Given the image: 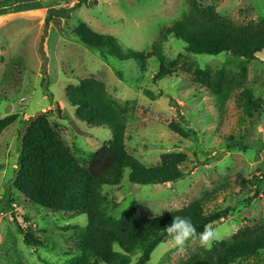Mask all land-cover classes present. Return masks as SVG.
Returning <instances> with one entry per match:
<instances>
[{
  "label": "rangeland",
  "instance_id": "1",
  "mask_svg": "<svg viewBox=\"0 0 264 264\" xmlns=\"http://www.w3.org/2000/svg\"><path fill=\"white\" fill-rule=\"evenodd\" d=\"M197 1L213 5L216 12L237 25L264 18V0ZM42 2L44 10L38 17L15 13L17 16L0 23V118L16 117L0 135V264H65L77 255V234L87 225L86 215L51 212L28 202L12 188V177L25 122L38 112L46 115L83 167L96 150L108 144L110 131L79 121L65 97L67 86L85 78L104 82L113 100L127 103L124 145L128 154L147 167L157 164L167 152L187 156L176 182L134 185L128 181L129 169H125L119 185L103 186L108 218L118 220L131 208L139 217H154L215 190L205 211L228 209V214L212 224L220 239L211 245L244 227L264 224V50L254 59H243L246 83L254 97L263 101L258 113L249 118L239 109L236 93L221 113L215 100L205 91L195 90L181 71L154 82L158 69L154 58L142 70L133 60L102 55L71 33L73 27L85 24L95 33L113 36L123 51L147 52L162 27L185 14V0ZM49 8H71V12L66 19L51 16L48 20ZM45 22L49 29L43 42L47 58L43 70L38 46ZM183 48L184 43L173 36L162 45L167 60L182 55L201 67H220L228 58L225 53L189 55ZM236 61L228 62V68L237 70ZM145 91L156 96L152 100ZM171 122L188 130V135L182 138L169 130ZM7 199L11 203H6ZM25 234H29L30 245L24 242ZM211 245L202 246L197 237L180 249L170 239L153 250L147 264H186ZM240 264H264V248Z\"/></svg>",
  "mask_w": 264,
  "mask_h": 264
},
{
  "label": "trees",
  "instance_id": "2",
  "mask_svg": "<svg viewBox=\"0 0 264 264\" xmlns=\"http://www.w3.org/2000/svg\"><path fill=\"white\" fill-rule=\"evenodd\" d=\"M186 12L181 18L162 27L149 51H123L110 35L95 33L85 24L71 29L80 41L89 47L119 59L133 60L142 69L154 58L158 69L154 82L170 78L181 71L190 78L198 92L205 91L223 112L228 99L237 94L236 106L253 118L263 104L253 95L246 83L247 68L243 59L250 60L264 50V18L234 24L216 12L213 5H202L197 0H185ZM43 9L39 0H0V15ZM168 36L184 43V51L192 55L227 54L220 67H201L182 55L167 60L162 45ZM234 63L237 70L228 68ZM227 66V67H226ZM146 94L156 96L149 91ZM65 97L75 108V116L90 127H104L111 133L107 145H102L91 156L87 167L74 158L67 143L47 122L46 115L25 122L20 136L19 155L12 177V188L24 198L51 212H68L74 216L84 214L87 225L77 234V255L65 264H147L153 250L170 240L165 231L174 216L191 219L197 233L207 224H213L228 214V209L206 212V202L215 190L206 193L184 207L167 211L154 217H139L134 208L124 211L118 220L105 215L106 199L101 194L103 186L121 183L125 169L128 181L134 185L173 183L182 176L181 166L187 161L184 152H167L150 167L128 154L124 133L128 118L127 103L113 100L104 82L95 78L81 79L69 85ZM15 115L0 118V135L15 120ZM169 130L182 138L188 135L179 124L171 122ZM232 148V145L227 147ZM264 176V171L262 172ZM259 181L258 184H260ZM261 189V185H259ZM256 190V194H257ZM251 198L247 199V202ZM12 200L7 199L6 203ZM24 242L30 245L29 234ZM264 248V224L237 230L227 240L214 242L204 254H196L186 264H240L254 257Z\"/></svg>",
  "mask_w": 264,
  "mask_h": 264
},
{
  "label": "clouds",
  "instance_id": "3",
  "mask_svg": "<svg viewBox=\"0 0 264 264\" xmlns=\"http://www.w3.org/2000/svg\"><path fill=\"white\" fill-rule=\"evenodd\" d=\"M165 231L174 244L183 249L187 242L199 238L202 246H210L215 240L220 239L218 230L210 223L204 226V230L197 233L195 225L191 219L184 216H174Z\"/></svg>",
  "mask_w": 264,
  "mask_h": 264
},
{
  "label": "water",
  "instance_id": "4",
  "mask_svg": "<svg viewBox=\"0 0 264 264\" xmlns=\"http://www.w3.org/2000/svg\"><path fill=\"white\" fill-rule=\"evenodd\" d=\"M70 12H71V8H69L67 10L49 8L47 10V19L49 20L51 18V16H56V17H61V18L66 19L69 16ZM48 29H49V23L45 22L43 25V31H42V35H41L39 46H38V52L41 56V59L43 60V70H45L46 62H47V58H46L45 53L43 51V42L45 40V37L48 34ZM55 108H57L56 104H55ZM42 114H43V112H38L37 114H35L33 121H35Z\"/></svg>",
  "mask_w": 264,
  "mask_h": 264
},
{
  "label": "crops",
  "instance_id": "5",
  "mask_svg": "<svg viewBox=\"0 0 264 264\" xmlns=\"http://www.w3.org/2000/svg\"><path fill=\"white\" fill-rule=\"evenodd\" d=\"M40 3L43 4L42 0H40ZM44 10V4H43V9H37V10H32V11H24V12H18L16 14L18 15H22L24 16L25 14L26 15H34L36 17H38L40 15V13ZM15 13L13 14H3V15H0V23L2 22H5L7 20H10L12 17L14 16H17Z\"/></svg>",
  "mask_w": 264,
  "mask_h": 264
}]
</instances>
